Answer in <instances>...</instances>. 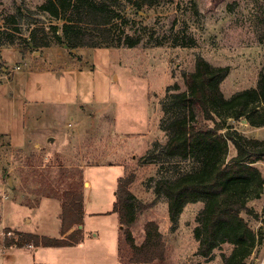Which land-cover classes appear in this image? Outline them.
Returning a JSON list of instances; mask_svg holds the SVG:
<instances>
[{"label": "rangeland", "instance_id": "obj_1", "mask_svg": "<svg viewBox=\"0 0 264 264\" xmlns=\"http://www.w3.org/2000/svg\"><path fill=\"white\" fill-rule=\"evenodd\" d=\"M44 1L0 0V28L28 37L36 21L59 23L40 9ZM136 8L126 5L133 19L127 32L143 36L136 46H79L74 52L63 44L35 50L0 45V129L7 130L0 135V231L23 232L17 227L60 236L63 192L82 189L87 210L99 211L88 213L85 222L86 228H102V243L94 251L118 258L120 242H113L118 222L105 212L116 201L111 190L123 166L106 162L121 163L127 174L136 175L135 188L147 198L136 219V242L144 240L149 220H156L163 233L166 259L158 264H225L232 243L220 244L209 258L198 253L194 229L204 202L188 203L173 227L166 197L152 199L151 189L159 178H175L197 166L161 151L167 140L163 125L174 112L166 105L186 89L185 73L195 68L197 56L231 67L222 83L227 97L257 85L264 63V0H170ZM243 119L228 118L222 131L264 139V125ZM236 154L229 140L227 159ZM87 164L96 165L83 169ZM257 166L264 176V162ZM87 177L93 182L90 189L84 188ZM247 203L254 212L242 216L256 232V243L236 264H264V187ZM40 250L46 251L36 252L37 259L61 264L83 255V248ZM30 251L17 245L0 248V264H17V254Z\"/></svg>", "mask_w": 264, "mask_h": 264}, {"label": "trees", "instance_id": "obj_2", "mask_svg": "<svg viewBox=\"0 0 264 264\" xmlns=\"http://www.w3.org/2000/svg\"><path fill=\"white\" fill-rule=\"evenodd\" d=\"M167 1L170 0H45L40 9L60 22L45 25L36 21L28 37L0 28V45L20 44L32 50L52 44L72 49L136 46L143 41V36L127 32L126 27L133 19L127 15L126 5L139 9ZM161 43V40L155 42ZM230 72L229 65H215L199 55L195 68L185 73L186 89L173 94L166 105L174 112L168 122H164L167 140L161 151L165 157L191 159L197 166L175 178H159L154 191L155 200L166 197L173 227L188 203L204 202L194 229L199 240L198 253L209 258L220 244L232 243L235 248L225 264H236V259L247 256L256 243V232L242 212H254L247 201L258 198L264 187V176L257 166L259 161L264 162V139L248 137L237 130H222L230 117L246 118L256 127L264 125V63L256 86L227 97L222 83ZM208 120H213L214 125L206 122ZM229 140L237 149L231 159H227ZM135 180L133 173L119 178L112 210L118 213L122 226L120 262L158 264L166 259L167 252L158 222H146L142 243L138 244L133 235L132 226L138 213L148 205L131 190L130 185ZM60 218L58 237L16 231L17 238H6L4 245L73 246L81 242L84 238L82 189L63 192Z\"/></svg>", "mask_w": 264, "mask_h": 264}, {"label": "crops", "instance_id": "obj_3", "mask_svg": "<svg viewBox=\"0 0 264 264\" xmlns=\"http://www.w3.org/2000/svg\"><path fill=\"white\" fill-rule=\"evenodd\" d=\"M16 110V108H15ZM12 117H14V113L12 115ZM22 119H23V116H22ZM7 130L6 129H0V135L2 134H6ZM11 132V131H10ZM91 165H96V164H87L83 167V169H85L86 167L88 166H91ZM106 165H122L123 166V173H120L122 175H116L115 177L116 178H120L121 176H124L127 174L128 172V169H127V166L121 164V163H113V162H106ZM85 179V187L86 189H90L93 185V182L90 178H84ZM119 180V179H117ZM137 180V179H136ZM134 181L131 185H130V188L131 190L135 193V195L137 196V198L139 200H142V202L146 203V199L145 198V192H138L136 190V184L138 183V180L137 181ZM117 185H118V182H114L113 183V187H112V196L113 194L116 195V191H117ZM87 186V187H86ZM154 188V187H153ZM151 189L152 192H151V198L152 199H155L156 198V193L154 191V189ZM116 190V191H115ZM83 193H84V218H83V224L81 225L83 227V231H84V238L81 242L77 243L76 245H73V246H54V247H61L63 249H81L83 248L82 252H83V255L80 257L81 259H79L77 262L76 260H73V259H69L66 261L67 264H107V260L111 263V264H121L120 262V258H119V254H118V258L115 257V255H109V254H106L103 252V250H101L100 252H96L94 251V249H96L95 247H99L100 248V244L102 243L101 239L100 238V231L102 228L100 227H94V229L92 228H86V216L87 214L89 213L90 215H93V214H99V211H88L87 210V204H88V201H87V197L85 195V191L83 190ZM50 200H53V199H50ZM116 200V199H115ZM115 200L111 199V202H114ZM113 206L111 207V209H107L105 213L107 212H112L111 215H113V221H117L118 222V225H117V232L115 233L114 235V240L113 242H116L117 241V244L120 242V236H121V224H120V220H119V216H118V213L117 212H113ZM61 213V211H60ZM1 220V219H0ZM6 220V219H5ZM136 225V221L135 223L133 224L132 226V231H134V227ZM12 227L11 225H3L2 227ZM14 229L16 230H21L23 232H31V233H36V234H39V235H47L43 232H32L30 230H26L24 228H20L18 229L17 227H13ZM60 229L61 227L59 228V232H60ZM95 230V231H94ZM47 236H50V235H47ZM90 237H93L95 239H93V242H90L92 241ZM95 236V237H94ZM98 239V240H96ZM90 244H93V247L90 245ZM15 246H5V245H1L0 244V248L1 249H8V248H13ZM21 248H23L24 250H27V251H30L32 250V252L30 251L28 254L26 252H21L19 254H17V260H16V263L17 264H61V260H57V263L55 260H51L49 258H45V257H42L40 259H37V255H36V252L38 251H46V250H40L41 248L42 249H45V248H50L52 246H34V245H26V246H19ZM119 253V251H118Z\"/></svg>", "mask_w": 264, "mask_h": 264}, {"label": "built area", "instance_id": "obj_4", "mask_svg": "<svg viewBox=\"0 0 264 264\" xmlns=\"http://www.w3.org/2000/svg\"><path fill=\"white\" fill-rule=\"evenodd\" d=\"M0 234L2 235L3 238H5V240H6V238H12V237L13 238H17L16 237L17 236L16 233L13 232L12 230L0 231ZM5 240H4V242H5Z\"/></svg>", "mask_w": 264, "mask_h": 264}, {"label": "water", "instance_id": "obj_5", "mask_svg": "<svg viewBox=\"0 0 264 264\" xmlns=\"http://www.w3.org/2000/svg\"><path fill=\"white\" fill-rule=\"evenodd\" d=\"M73 51L75 52V51H76V49H73ZM243 120H244V121H246V122H248V121H247V119H245V118H244Z\"/></svg>", "mask_w": 264, "mask_h": 264}]
</instances>
